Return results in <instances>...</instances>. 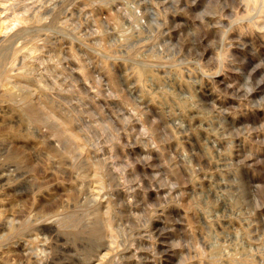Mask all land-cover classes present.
Returning a JSON list of instances; mask_svg holds the SVG:
<instances>
[{
  "label": "rangeland",
  "instance_id": "obj_1",
  "mask_svg": "<svg viewBox=\"0 0 264 264\" xmlns=\"http://www.w3.org/2000/svg\"><path fill=\"white\" fill-rule=\"evenodd\" d=\"M0 264H264V0H0Z\"/></svg>",
  "mask_w": 264,
  "mask_h": 264
}]
</instances>
